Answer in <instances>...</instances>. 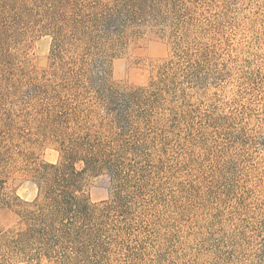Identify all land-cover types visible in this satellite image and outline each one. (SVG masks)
<instances>
[{"label":"trees","instance_id":"16d2710c","mask_svg":"<svg viewBox=\"0 0 264 264\" xmlns=\"http://www.w3.org/2000/svg\"><path fill=\"white\" fill-rule=\"evenodd\" d=\"M30 1L36 10L25 0H0V43L9 24L3 14L13 11L14 28L25 23L51 37L50 66L26 92L31 110L15 119L5 114L0 137L29 141L33 134L55 144L58 158L24 156L36 197L0 199V207L23 224L0 234V264H114L125 248L115 223L131 225L139 216L132 211L140 204L135 179L162 162L168 134L189 122L191 99L217 73V42L210 33L218 23L204 15L207 0ZM193 26L202 27L212 44L190 38ZM147 28L172 41L173 56L147 85L109 80L110 60ZM20 122H32L34 132L23 133ZM99 174L108 175L112 191L108 200L92 202L85 179Z\"/></svg>","mask_w":264,"mask_h":264},{"label":"rangeland","instance_id":"374dc122","mask_svg":"<svg viewBox=\"0 0 264 264\" xmlns=\"http://www.w3.org/2000/svg\"><path fill=\"white\" fill-rule=\"evenodd\" d=\"M207 2L204 15L218 23L210 33L217 42V73L191 99L189 122L168 134L162 162L135 179L140 204L132 211L139 216L131 225L115 223L125 248L114 264H264V0ZM12 13L3 14L9 24L0 43V130L5 114L15 119L31 110L26 92L51 61V37L25 23L14 28ZM189 36L212 44L202 27H191ZM174 51L170 39L147 28L110 60L109 80L147 85ZM31 123L18 126L29 135ZM30 136L0 137L1 200L36 197L24 156L36 162L58 158L55 144ZM84 189L99 202L110 198L112 185L99 174L87 176ZM22 226L17 214L0 207V234Z\"/></svg>","mask_w":264,"mask_h":264}]
</instances>
